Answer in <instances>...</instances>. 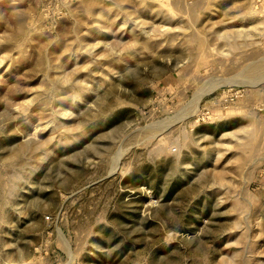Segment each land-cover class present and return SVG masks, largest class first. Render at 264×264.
Here are the masks:
<instances>
[{"label":"rangeland","instance_id":"374dc122","mask_svg":"<svg viewBox=\"0 0 264 264\" xmlns=\"http://www.w3.org/2000/svg\"><path fill=\"white\" fill-rule=\"evenodd\" d=\"M0 264H264V1L0 0Z\"/></svg>","mask_w":264,"mask_h":264},{"label":"crops","instance_id":"0c3cea01","mask_svg":"<svg viewBox=\"0 0 264 264\" xmlns=\"http://www.w3.org/2000/svg\"><path fill=\"white\" fill-rule=\"evenodd\" d=\"M264 1V0H263Z\"/></svg>","mask_w":264,"mask_h":264}]
</instances>
